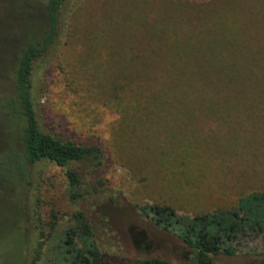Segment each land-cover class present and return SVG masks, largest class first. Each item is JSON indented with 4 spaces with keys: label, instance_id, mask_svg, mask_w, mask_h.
<instances>
[{
    "label": "rangeland",
    "instance_id": "rangeland-1",
    "mask_svg": "<svg viewBox=\"0 0 264 264\" xmlns=\"http://www.w3.org/2000/svg\"><path fill=\"white\" fill-rule=\"evenodd\" d=\"M215 1L67 0L61 6L56 44L33 72L36 119L43 130L64 140L98 145L104 159L94 170L85 160L71 165L82 193L76 201L65 194L60 168L42 165L35 215L31 185L0 186V264H30L37 248L36 264H51L77 210L91 227L100 264L149 257L187 261L190 249L154 226L142 208L166 205L185 217L230 207L241 196L264 189V85L246 90L251 99L235 103L234 112L211 89L196 91L207 101L216 98L218 105L201 102L189 88L182 104L179 91L149 85L156 71L152 57L166 53L168 36L158 31L176 27L198 35L194 28ZM258 3H234L221 19L208 22L216 30L197 45L219 42L209 54L254 58L264 72V52H259L264 18L257 21L260 31L251 32L253 20L247 21ZM247 44L253 46L252 57ZM150 45L155 53L147 52ZM8 82L0 81L1 96ZM155 92L161 101L152 98ZM167 95L173 100L164 102ZM200 104L211 108L205 116ZM211 111L220 118H206L215 117ZM75 244L82 249L85 242L76 237ZM234 251L212 256V264H264V238L253 232L242 234Z\"/></svg>",
    "mask_w": 264,
    "mask_h": 264
},
{
    "label": "trees",
    "instance_id": "trees-1",
    "mask_svg": "<svg viewBox=\"0 0 264 264\" xmlns=\"http://www.w3.org/2000/svg\"><path fill=\"white\" fill-rule=\"evenodd\" d=\"M66 1L0 0V81L2 78L9 81L7 93L0 95V169L7 173L0 177V186L18 183L24 188L31 185L29 202L32 200L33 215L36 214V189L42 165L48 163L60 168L65 194L69 201H76L82 193L78 172L71 165L85 160L87 167L94 170L99 168L104 159L103 150L96 144L75 143L43 130L38 125L34 111L32 77L35 63L56 44L60 9ZM239 1L216 0L208 5L204 10L205 19H200L203 23L194 28L198 38L186 35L185 31L176 27L158 31L166 34L168 39L164 38L166 46L162 49L166 53L152 57L156 71L149 79L150 87L179 91L182 104L186 88L191 90L192 96L198 92L196 89H211L213 93H220L224 102H229L222 104L227 105L229 112L235 111V103L250 100L252 93L246 96V90L264 85L261 62L254 58L249 61L250 58L245 56L225 58L209 54L215 48L218 50L219 42L213 40L205 45H197L199 38L201 41L207 35L210 37L216 30L214 23L208 22L221 19L220 16ZM253 10L247 16V21L253 20L248 29L251 32L260 31L256 28L257 21L264 18V0L253 5ZM263 34L264 31L260 35ZM192 41H196L195 46L190 44ZM256 48L259 49L258 46ZM253 50V46L247 44L246 53L250 55ZM260 50V53L264 52V49ZM201 51L206 54L199 53ZM147 52L156 51L150 45ZM114 87L122 86L116 83ZM160 97L155 92L152 98L161 101ZM172 97L167 95L164 102L173 100ZM198 98L201 102L218 105L216 98L215 101L214 98L207 101L202 93L196 94ZM205 106L198 105L204 110V116L205 112L211 110L208 107L205 109ZM210 114L215 117L206 118H220L215 111ZM141 210L149 215L147 217L154 226L172 233L190 249L189 260L172 263L160 257H149L117 264H212L214 255L234 254L235 245L245 232H253L264 238V189L241 196L230 207L213 208L185 217L179 216L166 205H149ZM70 221L71 224L63 230L61 242L57 243V254L51 264H100L99 251L84 214L74 211ZM48 226L52 229L54 223L49 222ZM39 235L42 236V232ZM76 237L84 240L82 249L75 244ZM37 258L38 248L34 250L30 264H36Z\"/></svg>",
    "mask_w": 264,
    "mask_h": 264
}]
</instances>
